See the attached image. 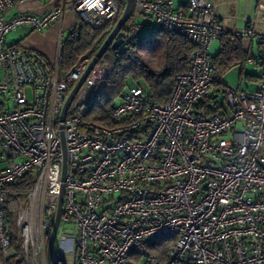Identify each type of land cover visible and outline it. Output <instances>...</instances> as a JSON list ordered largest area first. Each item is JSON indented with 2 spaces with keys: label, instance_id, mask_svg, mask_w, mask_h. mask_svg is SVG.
Segmentation results:
<instances>
[{
  "label": "built area",
  "instance_id": "2783aa9c",
  "mask_svg": "<svg viewBox=\"0 0 264 264\" xmlns=\"http://www.w3.org/2000/svg\"><path fill=\"white\" fill-rule=\"evenodd\" d=\"M20 1L0 0L2 264H10L14 254L6 187L31 170L35 183L27 200L38 202L37 222L33 228L18 214L16 264H47L64 163L50 264H264V32L254 31L255 21L244 15L237 32L246 46L253 34L260 39L255 87H226L217 102L221 74L210 46L226 30L213 0H134L123 42L156 26L180 33L195 49L165 104L155 103L143 82L135 83L114 103L111 124L100 126L86 116L107 64L93 66L61 119L93 55L80 56L62 72L61 27L52 62L32 49L7 45L5 38L21 26L43 30L68 10L75 15L68 34L75 33L78 20L102 28L126 0H61L42 15L7 18ZM224 2L237 6V0ZM257 9L264 12V2ZM259 21L264 25V18ZM207 107L215 111L206 113ZM62 223L75 228L60 230ZM169 234L175 242L160 262L147 245Z\"/></svg>",
  "mask_w": 264,
  "mask_h": 264
},
{
  "label": "trees",
  "instance_id": "16d2710c",
  "mask_svg": "<svg viewBox=\"0 0 264 264\" xmlns=\"http://www.w3.org/2000/svg\"><path fill=\"white\" fill-rule=\"evenodd\" d=\"M69 1L65 0V2ZM123 8L124 3L120 5L116 19L102 28L93 29L86 23L77 21L75 33L68 34L64 38L62 58L59 63L62 72L68 71L80 56L95 54L114 26ZM130 21L131 18H128L121 28L122 31L127 29ZM143 31L147 32L144 34ZM219 40V51L212 56V60L221 74L236 60L245 61L247 52L246 46L238 34L226 31L225 34L219 37ZM194 49L195 46L180 33L167 32L156 26L154 29L143 28L141 34L129 42H123L118 48L109 45L100 58V62L107 64L108 73L103 87L95 96L86 119L96 125L109 126L115 100L119 99L131 85L138 82H143L146 85L155 103L165 104L172 94L175 77L187 70ZM218 86L223 89V92L225 91L226 87L222 83H219ZM211 98L213 96L209 99ZM201 104L198 105V109H204ZM214 111V109L208 107L205 109L206 113ZM34 183L35 174L31 170L8 185L6 192L11 198L24 201L33 189ZM8 215L11 247L14 251V254L9 258V262L10 264H16L19 252L16 239L17 230L14 228L11 215ZM174 242V236L170 234L163 235L151 241L147 245V249L160 262H163ZM3 261L4 258L0 251V264Z\"/></svg>",
  "mask_w": 264,
  "mask_h": 264
},
{
  "label": "crops",
  "instance_id": "0c3cea01",
  "mask_svg": "<svg viewBox=\"0 0 264 264\" xmlns=\"http://www.w3.org/2000/svg\"><path fill=\"white\" fill-rule=\"evenodd\" d=\"M60 3H61V0H23V1H20L14 9L9 11L6 14V17L10 18L17 13H28V14L39 16L51 10L56 5H59ZM213 3L217 8L219 19L226 31H230L232 33L237 34V32L243 26L241 17H243L244 15H247L248 17H250L252 20L255 21L254 31L257 33L264 32V25H262V23L259 21L262 18L251 17L249 14V6L246 8L244 14L238 15L237 6L235 8V6H233L232 4H226L224 0H213ZM231 9H234L235 11L234 15L233 13H231ZM256 10H257V7H256ZM66 14H64L61 22L52 23L47 28L40 30L39 32L33 31L34 29H31L28 26H21L17 30H15V31H18L16 35H14L12 38L11 37L8 38V36L5 38V43L10 46L20 45V46H24L26 48L32 49L40 53L45 60L52 62L55 58L58 30L60 27L61 28L63 27L64 17ZM238 21H240L242 24L238 23ZM256 36L257 35L255 34L251 36L248 46L244 44L246 46V52H247L245 61L242 62L241 60H236L231 65V66L239 67L238 75H239L240 80L244 77L248 80H251V78H253V75H250L249 73H245L244 68L246 65L256 68L255 70H257V72L259 71L258 56L260 52V39L257 36L258 41L255 45L253 39ZM217 40L219 41V46H220L219 38H217ZM254 47L257 49V54H255L253 51ZM214 55L215 54H211V56H214ZM249 58H253L254 61L248 62ZM256 78L253 79L254 87H255ZM220 83L224 85L221 79H220ZM224 86L229 87L227 85H224ZM235 88H240V86H237ZM252 88H246V89H252ZM218 90L220 93L223 92V89L220 86H218Z\"/></svg>",
  "mask_w": 264,
  "mask_h": 264
},
{
  "label": "rangeland",
  "instance_id": "374dc122",
  "mask_svg": "<svg viewBox=\"0 0 264 264\" xmlns=\"http://www.w3.org/2000/svg\"><path fill=\"white\" fill-rule=\"evenodd\" d=\"M258 2H264V0H237L238 15L244 14L246 8L249 6V14L251 17L264 18V12L258 11V9L256 10ZM177 5H178V2L176 1L175 6ZM66 13L67 14L64 17V25L62 27V30L64 31V38L68 35L69 28L72 26L73 21H74V16H75L74 13L70 10H68ZM231 13H233V15L235 14L234 9H231ZM238 23L242 24L240 21H238ZM33 31L39 32L40 30H33ZM17 32L18 31L12 32L11 34L8 35V38L10 37L12 38L14 35L17 34ZM146 32L147 31H143L144 34ZM253 40H254V44L256 45L258 41V37L257 36L254 37ZM219 48H220L219 41L215 39V41L210 46V54H216ZM253 51L255 54H257V49L255 47L253 48ZM244 69H245V73H249L250 75H253V78H251V80H248L245 77L240 80L239 75H238L239 67L231 66L229 69L221 73V81L224 83V85H227L229 87L240 86L241 89L254 87L253 79L256 78V76L258 75L257 70H255L256 68L246 65ZM222 96H223V93H220V95L216 98L217 102L222 101ZM118 101L119 99L115 100V102H118ZM37 211H38V202L36 200L29 202L26 198V200L24 201H17L16 199L9 197V201H8L7 209H6L7 222L10 225V222L8 219L9 218L8 214H10L14 228L18 232V227L16 225V219H17L18 214L22 212L24 213L29 223H31L32 227L35 228L36 222H37V215H36ZM63 228L66 230H70V229H74L75 227L71 223H66V224L62 223L60 225V230H62ZM16 239H17V245L18 247H20L21 241L19 239L18 233H17Z\"/></svg>",
  "mask_w": 264,
  "mask_h": 264
},
{
  "label": "water",
  "instance_id": "95a60500",
  "mask_svg": "<svg viewBox=\"0 0 264 264\" xmlns=\"http://www.w3.org/2000/svg\"><path fill=\"white\" fill-rule=\"evenodd\" d=\"M133 4H134V0H126L125 1L124 8H123L120 16L118 17L117 21L115 22L114 26L110 30L109 34L107 35L106 39L103 41V43L101 44L99 49L93 55L89 65L87 66L86 70L84 71V73L82 74L80 79L76 82L74 87L69 92V94L65 100L62 112H61V117H60L61 119L64 118L67 107H68L69 103L71 102L75 92L80 87V85L83 83L85 77L88 75V73L93 68V66L100 60L105 49L109 45H111L113 48H118L123 43V38H122L123 32H122L121 28L131 15ZM62 147H63V145H62ZM64 158H65V156H64ZM64 174H65V163L63 164V168H62V177H61L62 183H61L60 193H59V197H58L57 211H56L54 222H53V225H52V228H51L48 240H47V247H46L47 264H50V256H51V252H52V248H53V244H54V240H55V235H56L58 225H59L60 216L62 213Z\"/></svg>",
  "mask_w": 264,
  "mask_h": 264
}]
</instances>
